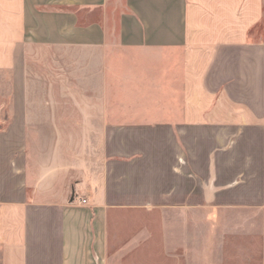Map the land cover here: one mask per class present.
<instances>
[{"label":"crops","instance_id":"obj_1","mask_svg":"<svg viewBox=\"0 0 264 264\" xmlns=\"http://www.w3.org/2000/svg\"><path fill=\"white\" fill-rule=\"evenodd\" d=\"M33 44L81 54L97 173L32 138ZM9 98L0 264H264V0H0Z\"/></svg>","mask_w":264,"mask_h":264},{"label":"rangeland","instance_id":"obj_2","mask_svg":"<svg viewBox=\"0 0 264 264\" xmlns=\"http://www.w3.org/2000/svg\"><path fill=\"white\" fill-rule=\"evenodd\" d=\"M74 53L80 59V52L70 49L38 44L27 47L25 69L30 132L37 144L51 145L53 139H60L61 155L93 162L97 173L101 158V122L97 114L100 100L90 97L85 78L74 75ZM80 70L85 73V67ZM71 91L75 92L74 98L65 95ZM4 109L6 114H0V128L10 120V98L5 101ZM53 123L59 124L60 130H51Z\"/></svg>","mask_w":264,"mask_h":264},{"label":"built area","instance_id":"obj_3","mask_svg":"<svg viewBox=\"0 0 264 264\" xmlns=\"http://www.w3.org/2000/svg\"><path fill=\"white\" fill-rule=\"evenodd\" d=\"M81 203H86V199L85 198H82L81 199Z\"/></svg>","mask_w":264,"mask_h":264}]
</instances>
